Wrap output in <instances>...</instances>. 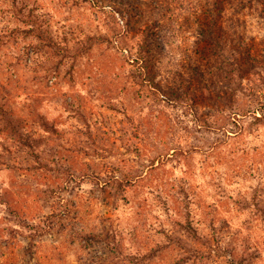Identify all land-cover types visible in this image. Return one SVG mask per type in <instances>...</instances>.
<instances>
[{"label": "rangeland", "instance_id": "rangeland-1", "mask_svg": "<svg viewBox=\"0 0 264 264\" xmlns=\"http://www.w3.org/2000/svg\"><path fill=\"white\" fill-rule=\"evenodd\" d=\"M0 264H264V0H0Z\"/></svg>", "mask_w": 264, "mask_h": 264}]
</instances>
